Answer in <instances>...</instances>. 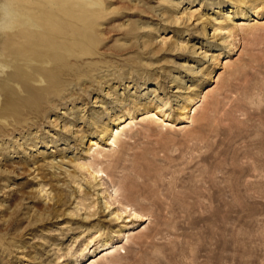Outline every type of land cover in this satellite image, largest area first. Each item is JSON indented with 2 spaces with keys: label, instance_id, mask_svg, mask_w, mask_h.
<instances>
[{
  "label": "rangeland",
  "instance_id": "1",
  "mask_svg": "<svg viewBox=\"0 0 264 264\" xmlns=\"http://www.w3.org/2000/svg\"><path fill=\"white\" fill-rule=\"evenodd\" d=\"M90 263L264 264V0H0V264Z\"/></svg>",
  "mask_w": 264,
  "mask_h": 264
},
{
  "label": "bare ground",
  "instance_id": "2",
  "mask_svg": "<svg viewBox=\"0 0 264 264\" xmlns=\"http://www.w3.org/2000/svg\"><path fill=\"white\" fill-rule=\"evenodd\" d=\"M257 7V6H256ZM255 11V10H254ZM261 10H257V11H255V13H257V14H259V12H260ZM258 16V15H257ZM51 28V27H50ZM57 30V29H56ZM230 33V32H229ZM46 36V35H45ZM52 36V35H51ZM37 39H38V37H36ZM40 38V37H39ZM48 38V37H47ZM14 39V38H13ZM34 39V38H33ZM42 39V38H41ZM15 40V39H14ZM14 40H12V42L14 41ZM35 40V39H34ZM44 40V39H43ZM43 40H36L35 42H37L38 43V48H37V51H34L33 49H32V47L31 48H29V49H27V53L28 54H31V55H35V56H42V55H44V53H42L40 50V48H41V44H43V46H46L47 47V49L48 48H52L54 45H56L55 44V42H53L52 41V39H51V41H43ZM40 43V44H39ZM11 46L13 47V45H12V43H11ZM40 49V50H39ZM46 49V50H47ZM15 51V50H14ZM18 51V50H17ZM25 51V50H24ZM19 54H21V52L19 53ZM23 55V54H22ZM25 55H27V54H25ZM13 75H15V76H18L19 75V72H17V73H14L13 72ZM10 99V98H9ZM166 104V103H165ZM183 106H185V105H183ZM157 108H159V110L157 111V112H154V111H146L144 114L146 115V117L148 118V119H153V118H157V119H160V116L158 115V112H164V109L162 108V106H160V107H157ZM183 109H186V107H184ZM134 111L133 110H128L127 111V113H125V114H123L122 116H120L119 117V119L120 120H122L121 121V123H120V125H122V127H119V125L117 126V128H116V131H115V136L113 137V139H111V145H113V146H116V144H117V142H118V136L120 135V132L121 131H124L126 128H129V129H131V127H132V123H133V121H134V119H135V117H134ZM164 115H166V113H164ZM125 116H128V117H125ZM162 116V115H161ZM167 116V115H166ZM168 124V123H167ZM91 142H92V140H91ZM93 143V142H92ZM99 154V153H98ZM99 171H101V170H96L95 172H99ZM93 173V172H92ZM117 192V191H116ZM126 208H127V206H126ZM133 210V209H132ZM132 215L133 216H135V218L136 217H138V218H140V219H143V220H145V218H147L146 216H144V215H142L141 213H138L136 210L135 211H133V213H132ZM119 247V246H118ZM111 248V247H110ZM109 248V249H110ZM113 249L115 248V247H112ZM112 249V250H113ZM116 249V248H115ZM115 249H114V251H115ZM106 250V249H105ZM110 252V251H109ZM93 260H92V262L91 263H95L96 262V258H92ZM90 263V264H91Z\"/></svg>",
  "mask_w": 264,
  "mask_h": 264
}]
</instances>
